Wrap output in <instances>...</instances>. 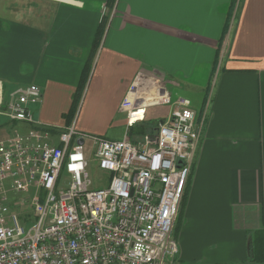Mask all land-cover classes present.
Masks as SVG:
<instances>
[{"label": "crops", "instance_id": "obj_1", "mask_svg": "<svg viewBox=\"0 0 264 264\" xmlns=\"http://www.w3.org/2000/svg\"><path fill=\"white\" fill-rule=\"evenodd\" d=\"M138 72L201 105L178 264H264V0H0V85L40 88L35 122L112 139Z\"/></svg>", "mask_w": 264, "mask_h": 264}, {"label": "built area", "instance_id": "obj_2", "mask_svg": "<svg viewBox=\"0 0 264 264\" xmlns=\"http://www.w3.org/2000/svg\"><path fill=\"white\" fill-rule=\"evenodd\" d=\"M173 88L138 72L119 105V140L74 123L43 126L33 119L37 85L8 96L0 85V116L20 125L0 140V264H173L175 220L204 121ZM162 104L169 111L159 125L132 136L147 109ZM86 144L110 173L105 187H91Z\"/></svg>", "mask_w": 264, "mask_h": 264}, {"label": "rangeland", "instance_id": "obj_3", "mask_svg": "<svg viewBox=\"0 0 264 264\" xmlns=\"http://www.w3.org/2000/svg\"><path fill=\"white\" fill-rule=\"evenodd\" d=\"M174 89H176V87H174ZM173 93H174V97H177V96L189 97L187 94L180 92V89H179V92L176 90ZM203 95H204V91L202 92L200 97H202ZM209 98H210V96H209V92H208L206 99H205V103L201 107V109H202L201 116H203V114L208 115V113L210 111V109L208 108ZM194 101L196 102V100H194ZM200 106L196 107L197 109L193 107L195 112L197 113V115L199 113L198 108ZM34 109H35V105L32 106V111H34ZM168 109H169V105H166V104L154 105V106L149 107L147 109V115H146L147 119H146L145 124H142L143 126H141L139 124L134 125L130 129V134L133 136L135 133L140 132L141 127H144V128L145 127L146 128L147 127H149V128L157 127L159 125L160 120L163 119L164 117H166ZM144 125H146V126H144ZM16 127H20L18 122L12 123L9 120H7L6 118L0 116V140L6 138L10 134L12 129L16 128ZM124 131H125V127H123L121 125L120 126H113L109 129L108 136L112 139H119L120 140L124 136ZM85 154H86V157L88 159L87 172H88L90 180L92 181L91 187L92 188H99V187L107 186L109 183V180H110V173L107 170H103L98 166V161H97L96 157H94L92 155L91 147L87 144L85 146ZM20 218L22 219V217H20ZM32 218H33L32 214H29L28 216H24L22 222L28 221L30 223L32 221ZM173 232L175 234V229ZM173 260H174L173 264L179 263L178 257L174 258Z\"/></svg>", "mask_w": 264, "mask_h": 264}, {"label": "trees", "instance_id": "obj_4", "mask_svg": "<svg viewBox=\"0 0 264 264\" xmlns=\"http://www.w3.org/2000/svg\"><path fill=\"white\" fill-rule=\"evenodd\" d=\"M104 29H105L104 24L100 23L98 28H97L96 34H95V38H94V42H93V49L98 45V43H99V41L101 39V36H102V34L104 32ZM87 75H88V71H87V68L85 66L84 70L81 73L80 81H79V84H78V86L76 88V92H75L74 97H73L72 105H71L70 110H69V112L67 114L69 119L72 118V116L75 114V112L77 110L78 103H79V101L81 99L82 90H83L85 81L87 79ZM141 126H143V125H141ZM144 126H146V125H144ZM140 129H141V131L137 132V133H143L147 129H149V127H147V128L146 127L145 128L141 127ZM187 188H188V182H187V185H186V188H185L182 200H181V204H180V207H179V211H178V214H177V217H176V220H175V225H174L175 234L173 232V235H174L175 238H176V233L178 232V229H179L180 224H181L183 203H184V200H185V198L187 196V191H188ZM256 242H260V244L258 245V248L256 246L253 247L252 257L254 259H256V260H260V259L263 258V246H262L263 242L261 240L260 241H256Z\"/></svg>", "mask_w": 264, "mask_h": 264}]
</instances>
